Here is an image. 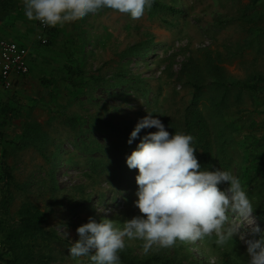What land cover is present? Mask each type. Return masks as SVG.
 Here are the masks:
<instances>
[{
    "label": "rangeland",
    "instance_id": "374dc122",
    "mask_svg": "<svg viewBox=\"0 0 264 264\" xmlns=\"http://www.w3.org/2000/svg\"><path fill=\"white\" fill-rule=\"evenodd\" d=\"M155 1L182 13L173 17L171 12L150 9L142 18L133 20L127 14L105 8L51 27L54 34H49L46 44L41 41L39 22L26 17L23 0L14 1L13 6L20 11L0 18V40L27 46L30 66L38 77L54 80L44 85L25 79L20 85L6 88L0 78L1 143L6 145L7 162L21 185L14 189L6 215L0 181V224L5 218L14 223L27 199L50 212L47 227L63 240L56 247V259L49 264H93L89 257L73 259L69 255L71 243L79 238L77 228L90 218L111 219L122 227L126 220L141 215L135 206L138 184L134 180L138 170L129 169L126 160L143 136L157 129H142L128 151H123L125 155L119 153L121 148L117 150L119 160L112 159L111 149L128 139L126 132L149 112L164 124L180 122L195 91L191 70L199 83L207 85L199 105L206 114L221 117L215 123L210 118L215 134L227 124L234 146L233 174L236 176L245 150H252L249 156L253 160L264 156V104L257 96L263 95L264 84L254 95L245 91L239 94L234 88L239 81L264 75V35L259 29L264 28V0L252 9L248 7L250 0ZM67 65L82 67L85 77L91 79L89 91L79 99L69 93ZM35 75L32 70V77ZM224 84H231V93L225 104H219V89ZM148 88L152 90L149 102L143 91ZM214 103L218 108H214ZM6 105L12 111L9 117L1 113ZM29 122L39 124L46 133L44 153L33 145L21 147L16 143ZM99 148L107 150L101 152ZM93 158L103 162L97 171ZM116 160L119 168L109 165ZM124 170L129 180L118 176ZM262 180L259 177L256 182ZM228 186L223 184L221 189ZM252 207L250 225L231 218L233 224L241 225L240 234L231 240L234 244L229 241L219 246L217 237L212 235L197 242L178 241L171 248L154 247L145 255L143 241L132 240L122 252L140 258H175L184 264H225L226 258L229 264H247V245L240 235L246 239L264 236V221L255 213V205ZM257 208L262 210L260 204ZM257 225L261 231L254 233L252 229ZM67 231L70 237L64 235ZM3 232L0 225V253L7 248Z\"/></svg>",
    "mask_w": 264,
    "mask_h": 264
},
{
    "label": "clouds",
    "instance_id": "9594fccd",
    "mask_svg": "<svg viewBox=\"0 0 264 264\" xmlns=\"http://www.w3.org/2000/svg\"><path fill=\"white\" fill-rule=\"evenodd\" d=\"M154 2L23 0V5L29 20L55 27L105 8L137 20ZM153 127L157 131L143 136L126 160L129 169H138L135 206L141 215L126 220L122 227L111 219L90 218L76 230L79 238L69 247L73 259L89 257L93 264H120L119 253L132 240L143 241L145 255L154 247L171 248L178 241L197 242L212 235L217 237V245L224 246L240 234L241 225L233 224L231 218L249 224L254 210L240 179L227 170L202 171L192 135L170 134L162 120L149 112L138 121L128 143L132 144L142 129ZM223 184L229 186L222 190ZM252 230L261 231L258 225ZM64 235L70 237L68 231ZM240 239L247 245V264H264V236L246 239L240 235Z\"/></svg>",
    "mask_w": 264,
    "mask_h": 264
},
{
    "label": "trees",
    "instance_id": "16d2710c",
    "mask_svg": "<svg viewBox=\"0 0 264 264\" xmlns=\"http://www.w3.org/2000/svg\"><path fill=\"white\" fill-rule=\"evenodd\" d=\"M14 1L15 0H0V9L7 10L11 8ZM262 1L263 0H250L248 3L249 9L256 8ZM151 10L168 11L172 13L173 17L182 13L181 10H175L173 7L167 6L159 1L154 2ZM244 15H246V13ZM259 29H261V33L264 35V28L259 27ZM252 30H254V28H252ZM49 33L50 35L54 34L51 27ZM147 47L148 46H146V48ZM148 50L149 48L146 49V51ZM193 67L195 68L196 65ZM65 72L67 73V75H65L66 79L71 84L69 93L72 98L79 99L82 94L89 91L91 79L85 77V70L82 67L67 65ZM191 77L194 79L193 85L195 88L192 101L185 107L180 122L167 121L165 127L172 135L175 133H184L194 137L193 146L196 148L195 155L202 166V171L222 169L232 172L234 164V146L232 145L230 135H228L226 131L227 128L225 126H227V124L221 126L218 129L217 135L215 134L214 127L212 128V124L210 123V118H213V122L215 123V121L221 119V117L211 112H209L210 114H206L203 107L199 105L200 97L207 85L199 83L200 81L196 78L195 71L193 70H191ZM74 78H77L78 81L73 82ZM124 78L125 76H123V80ZM45 79V84L54 82L53 79ZM263 84L264 75H260L251 81H239L234 88L237 89L239 94L245 91L254 95L260 92L259 89ZM219 90L221 94L218 103L225 104L230 97L231 84H224V87ZM143 91L146 95V101L149 102L150 99H148V94L149 91H152L151 88ZM157 94L158 92H155L154 96ZM257 96L261 104H264V91L262 96ZM214 108H218V104H216ZM1 113H3L5 117H9L12 111L6 105L2 107ZM218 113L223 116V112H221L220 109ZM222 121L225 122L224 119ZM131 132L132 130L126 132L128 139ZM1 137L0 133V181L2 182L1 187L3 188L2 193L4 195L1 204L4 209L3 213L7 215L9 214L10 204L15 196L14 189L21 188V185L16 180L11 166L7 162V149L6 145H2ZM45 139L46 133L42 131L39 124L29 122L24 131L19 135V140L16 143L21 147L33 145L44 153L43 141ZM128 139H122L119 144L111 149L113 151L111 154L112 159L119 157V154L116 152L120 148L119 153L122 152L121 155H125L126 152L123 151H128L127 148L130 147ZM16 143L14 142V144ZM98 150L105 152L107 149L99 148ZM251 151V149L249 151L245 150V156L240 162L236 176L240 179L250 201H254L253 203L251 202V204L255 205V213L264 221V156L263 158L258 157L259 160H253L249 156ZM92 160L94 161L96 171L102 168V159L93 158ZM118 160H116L117 163L111 162L109 165L112 164L116 168H119ZM118 176L125 177L127 180L130 179L128 172L125 170L120 171ZM259 177L263 178V180L257 183L256 179ZM135 181L136 180H134V182ZM220 187L222 188V185ZM258 204L261 205L262 210L257 208ZM49 217L50 212L43 209L38 203L27 199L20 206L17 219L14 223H9L6 221V218L1 219L2 223L0 225H2V229L4 230V244L7 245V248L0 253V264H49L51 261L55 260L57 255L56 247L63 238L56 231L47 227ZM229 244L234 243L230 241ZM119 255L120 264H184L178 259L164 258L159 255L145 258H140L126 252H120ZM225 264H229L227 258L225 259Z\"/></svg>",
    "mask_w": 264,
    "mask_h": 264
},
{
    "label": "built area",
    "instance_id": "2783aa9c",
    "mask_svg": "<svg viewBox=\"0 0 264 264\" xmlns=\"http://www.w3.org/2000/svg\"><path fill=\"white\" fill-rule=\"evenodd\" d=\"M39 25L42 30L41 41L46 44L50 38V27L40 22ZM0 59V77L6 88L13 86L12 77L14 74H27L30 70L29 49L17 41L9 39L0 40Z\"/></svg>",
    "mask_w": 264,
    "mask_h": 264
},
{
    "label": "crops",
    "instance_id": "0c3cea01",
    "mask_svg": "<svg viewBox=\"0 0 264 264\" xmlns=\"http://www.w3.org/2000/svg\"><path fill=\"white\" fill-rule=\"evenodd\" d=\"M13 5H14V3H13ZM11 6V8H8L7 10H2V9H0V18H5V17H9V16H12V12L14 11V10H21V9H19L18 8V6L17 7H14V6ZM16 6V5H15ZM12 8H13V10H12ZM22 43H24V44H26L25 42H23L22 41ZM27 45V44H26ZM28 45H29V43H28ZM30 46V45H29ZM30 50V49H29ZM30 60H31V56H30V52H29V66H30V64H31V62H30ZM1 61V60H0ZM32 70L33 71H35V73H36V75H35V77H32ZM1 78V77H0ZM12 79H13V84H18V85H20L25 79H27V81H32L33 79L37 82V80L40 82V83H42V84H44L45 85V77H43V78H39L38 77V72L36 71V70H34V69H32V67L30 66V70H29V72L27 73V74H14L13 75V77H12ZM49 80H51V78H49Z\"/></svg>",
    "mask_w": 264,
    "mask_h": 264
}]
</instances>
